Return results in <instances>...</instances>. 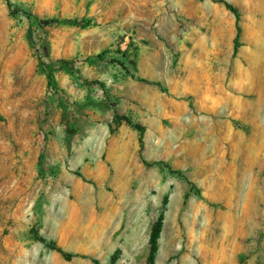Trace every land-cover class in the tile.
<instances>
[{"label": "rangeland", "instance_id": "1", "mask_svg": "<svg viewBox=\"0 0 264 264\" xmlns=\"http://www.w3.org/2000/svg\"><path fill=\"white\" fill-rule=\"evenodd\" d=\"M224 1L236 51L218 0H0V264H264V0Z\"/></svg>", "mask_w": 264, "mask_h": 264}, {"label": "trees", "instance_id": "2", "mask_svg": "<svg viewBox=\"0 0 264 264\" xmlns=\"http://www.w3.org/2000/svg\"><path fill=\"white\" fill-rule=\"evenodd\" d=\"M218 2H222V3L225 5V7H226L229 11H231V12L234 14V16H235V18H236L237 34H236V38H235V41H234V43H235V47H234V49H235V51H236L237 48H238V39H239L240 34H241V28H240V26H239V22H240V13H239L238 9L235 8V7H234L232 4H230L229 2L224 1V0H218ZM74 25H78V23L75 22ZM90 25H91L90 22H85V21H83V27H89ZM47 77H48V85H49V87H50L52 90L57 91V90H58V86H57V82H56V80H55V75H54V73H53L52 70H49V69L47 70ZM143 81H144V80H143ZM118 118L121 119V120L126 121V122L128 123V125H130L131 127L135 128V129H137V130H139V131L141 132L140 143L142 144V136H143V134H144V132H145L144 127L141 126V125L134 124V123H133L130 119H128V118L121 117V116H119ZM145 164L148 165L147 162H145ZM162 165H164V166H165L166 168H168V169H172V168H171L169 165H167V164H162ZM173 171H174V170H173ZM174 172H176L177 174H180V173H181V172H179V171H174ZM48 246H49L50 248L56 250L58 253H60L61 255H63V256H64L65 258H67V259H70V258L73 257V255H72L71 253H67V252H65L62 248L58 247V246H57L56 244H54V243H49Z\"/></svg>", "mask_w": 264, "mask_h": 264}]
</instances>
